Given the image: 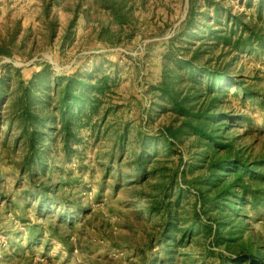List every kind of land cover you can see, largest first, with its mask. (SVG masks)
<instances>
[{"label":"rangeland","instance_id":"obj_1","mask_svg":"<svg viewBox=\"0 0 264 264\" xmlns=\"http://www.w3.org/2000/svg\"><path fill=\"white\" fill-rule=\"evenodd\" d=\"M257 257L264 0H0V264Z\"/></svg>","mask_w":264,"mask_h":264},{"label":"trees","instance_id":"obj_2","mask_svg":"<svg viewBox=\"0 0 264 264\" xmlns=\"http://www.w3.org/2000/svg\"><path fill=\"white\" fill-rule=\"evenodd\" d=\"M229 156H230V162L232 163V165H234V164H239V162H240V160H238V159H236V158H232V156L230 155V154H228V158H229ZM252 177H244V174L243 173H237L236 174V177H235V180L237 181V180H241V189H242V191H241V195H242V197L243 198H245L246 197V194H252V196L254 195L255 197L257 196V193H256V190H251L250 189V186L251 185H249V184H247V182L246 181H249V182H251L253 179H251ZM246 179H249V180H246ZM259 260V258L257 257V258H253V260L252 261H249L248 263L249 264H254L253 262H256V261H258ZM263 264H264V261L262 262Z\"/></svg>","mask_w":264,"mask_h":264}]
</instances>
